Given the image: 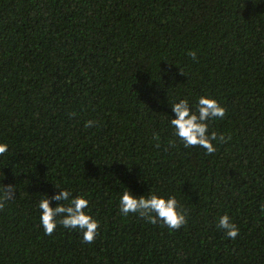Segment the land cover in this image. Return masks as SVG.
Wrapping results in <instances>:
<instances>
[{
	"label": "trees",
	"instance_id": "1",
	"mask_svg": "<svg viewBox=\"0 0 264 264\" xmlns=\"http://www.w3.org/2000/svg\"><path fill=\"white\" fill-rule=\"evenodd\" d=\"M202 95L226 110L209 133L231 136L210 155L170 125ZM0 143L17 188L0 264H264V0H0ZM59 188L89 201L93 243L45 235L38 202ZM126 188L175 196L187 223L121 215Z\"/></svg>",
	"mask_w": 264,
	"mask_h": 264
},
{
	"label": "clouds",
	"instance_id": "2",
	"mask_svg": "<svg viewBox=\"0 0 264 264\" xmlns=\"http://www.w3.org/2000/svg\"><path fill=\"white\" fill-rule=\"evenodd\" d=\"M187 55L193 61L197 59L195 50H189ZM170 107L175 114V118L170 119V125L184 147H201L210 155L216 151L213 141L227 143L231 139V136L226 138L223 133L219 135L215 131L209 133L208 121L223 119L225 116V108L216 99L206 95L198 97L194 105L195 110L189 106L187 99H180ZM70 115L75 116L76 113ZM96 123L94 120L86 121L85 127H93ZM153 139L156 141L155 146L160 147V137L157 133H153ZM169 143L171 145L173 142ZM7 150V145L0 143V155ZM3 179L4 176L0 179V210L17 196L16 185H5L2 183ZM50 200L58 202L55 207L50 206ZM88 206L89 201L83 195H73L67 189H60L51 197L44 195L38 202V208L41 210L40 224L45 235H52L59 223L64 228L78 230L83 242L93 243L98 233L99 222L85 211ZM261 208L264 210V205H261ZM119 211L125 217L129 214L138 215L151 224L161 222L170 230H179L187 223L186 210L179 205L175 196L165 198L155 192L136 197L126 188L119 198ZM217 227L231 240H235L239 235L238 227L227 214L219 217Z\"/></svg>",
	"mask_w": 264,
	"mask_h": 264
}]
</instances>
